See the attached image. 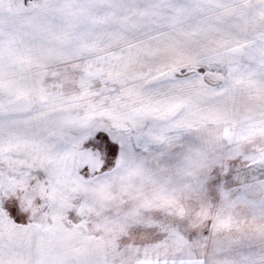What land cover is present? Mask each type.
Segmentation results:
<instances>
[{
    "label": "snow or ice",
    "instance_id": "snow-or-ice-1",
    "mask_svg": "<svg viewBox=\"0 0 264 264\" xmlns=\"http://www.w3.org/2000/svg\"><path fill=\"white\" fill-rule=\"evenodd\" d=\"M0 264H264V0H0Z\"/></svg>",
    "mask_w": 264,
    "mask_h": 264
}]
</instances>
